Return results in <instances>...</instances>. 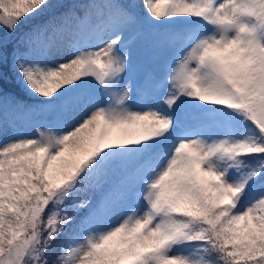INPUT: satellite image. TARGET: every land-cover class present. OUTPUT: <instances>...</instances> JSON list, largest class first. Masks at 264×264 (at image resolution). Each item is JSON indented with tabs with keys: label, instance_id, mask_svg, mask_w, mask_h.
Listing matches in <instances>:
<instances>
[{
	"label": "snow or ice",
	"instance_id": "snow-or-ice-1",
	"mask_svg": "<svg viewBox=\"0 0 264 264\" xmlns=\"http://www.w3.org/2000/svg\"><path fill=\"white\" fill-rule=\"evenodd\" d=\"M0 264H264V0H0Z\"/></svg>",
	"mask_w": 264,
	"mask_h": 264
}]
</instances>
